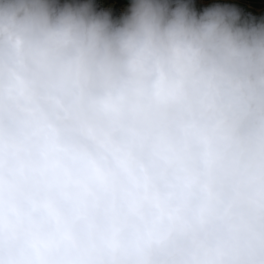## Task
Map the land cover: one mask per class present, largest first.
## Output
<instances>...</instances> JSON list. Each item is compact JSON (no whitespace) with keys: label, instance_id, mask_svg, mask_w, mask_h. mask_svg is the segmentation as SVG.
Returning <instances> with one entry per match:
<instances>
[{"label":"clouds","instance_id":"clouds-1","mask_svg":"<svg viewBox=\"0 0 264 264\" xmlns=\"http://www.w3.org/2000/svg\"><path fill=\"white\" fill-rule=\"evenodd\" d=\"M0 264H264V17L0 0Z\"/></svg>","mask_w":264,"mask_h":264},{"label":"rangeland","instance_id":"rangeland-1","mask_svg":"<svg viewBox=\"0 0 264 264\" xmlns=\"http://www.w3.org/2000/svg\"><path fill=\"white\" fill-rule=\"evenodd\" d=\"M61 3L65 0H60ZM130 0H125V4ZM230 0H193L198 10H202L204 7L210 6L213 3H227ZM242 6L246 15L260 19L264 17V0H242Z\"/></svg>","mask_w":264,"mask_h":264}]
</instances>
